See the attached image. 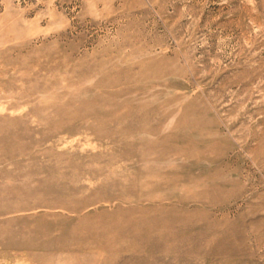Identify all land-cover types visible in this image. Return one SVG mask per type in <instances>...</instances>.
Returning a JSON list of instances; mask_svg holds the SVG:
<instances>
[{
	"label": "rangeland",
	"instance_id": "rangeland-1",
	"mask_svg": "<svg viewBox=\"0 0 264 264\" xmlns=\"http://www.w3.org/2000/svg\"><path fill=\"white\" fill-rule=\"evenodd\" d=\"M0 264H264V0H0Z\"/></svg>",
	"mask_w": 264,
	"mask_h": 264
}]
</instances>
